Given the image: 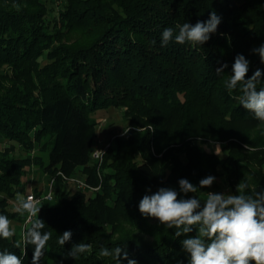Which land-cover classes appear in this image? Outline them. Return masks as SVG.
<instances>
[{
	"label": "trees",
	"instance_id": "16d2710c",
	"mask_svg": "<svg viewBox=\"0 0 264 264\" xmlns=\"http://www.w3.org/2000/svg\"><path fill=\"white\" fill-rule=\"evenodd\" d=\"M54 1L0 0V142L5 143L0 149V214L18 222L20 230L7 240L0 237V253H14L22 264H32L34 245H27L25 255L21 238L26 212L12 209L11 201L37 164L47 180L54 177L53 199L40 203L33 219L45 222L42 233H51L40 264H119L114 255H100L102 248L114 253L117 247L137 264H189L182 241L195 237L199 226L177 237L175 228L144 217L138 204L169 179H187L193 159L199 162L198 155H207L192 143L198 136L226 141L221 165L231 193L238 184L247 185L248 195L264 191L245 180L242 152L248 145L264 165V122L239 104L242 84L233 90L225 86L241 54L250 61L245 79L260 69L256 87L264 88V63L253 52L264 44V0H63L50 19ZM213 11L222 20L203 45L178 44L173 38L162 46L165 28L175 36L177 25L207 21ZM76 29L87 35L64 40ZM225 63L228 67L217 75ZM111 105L137 108L133 114L144 110L149 120L129 116V137L117 139L98 167L90 163L97 124L93 114ZM138 126L145 127L141 134L131 129ZM161 142L168 145L166 151L158 149ZM176 145L187 154V167ZM75 167L88 172L87 182L99 185L98 190H66L61 173L71 177ZM203 175L193 179L198 189ZM190 194L180 193L178 199ZM29 228L31 223L24 234ZM65 231L72 237L61 246ZM79 243L91 247L75 260L66 257ZM120 264L128 261L121 257Z\"/></svg>",
	"mask_w": 264,
	"mask_h": 264
},
{
	"label": "clouds",
	"instance_id": "9594fccd",
	"mask_svg": "<svg viewBox=\"0 0 264 264\" xmlns=\"http://www.w3.org/2000/svg\"><path fill=\"white\" fill-rule=\"evenodd\" d=\"M222 18L211 12L207 21H197L195 25L185 22L177 25L179 33L174 36L172 28H165L162 32V46L171 40L178 44L186 41L203 45L214 34ZM155 43V41H153ZM264 63V44L254 48ZM250 61L243 55L237 54L232 64V74L226 82V88L236 89L238 83L242 84V95L238 102L244 109L254 113L259 121L264 122V88L257 90V83L261 80L262 72L257 69L253 75L245 79L249 71ZM228 65L225 63L216 69V74L224 73ZM246 149L248 145L244 146ZM216 154L219 153L216 151ZM214 176H207L199 181V189L211 187L215 181ZM179 193H197L196 185L187 179H180ZM246 184H238L235 193L206 192L203 206L202 199L197 196L184 199L179 193L169 187H161L151 195H145L138 204V210L144 217H152L167 228H175L177 237L197 228L195 237H188L182 241L183 249L189 254V264H264V191L255 192L254 195L245 194ZM150 191V190H149ZM17 212H27L31 228L23 236L26 255L28 244L34 245L32 264H40L41 257L45 255L44 249L51 238V233H42L45 222L41 219L33 220L41 210L39 201L25 199L17 193ZM11 221L7 216L0 214V237L5 240L14 236ZM72 237L71 231H65L59 236V244L64 246ZM19 247V244H17ZM91 245L85 243L74 244L66 257L76 259L79 254L90 249ZM100 255L108 257L114 255L120 264L121 257L128 264H137L130 259L126 250L117 247L113 252L102 248ZM0 264H22L21 259L10 252L0 253Z\"/></svg>",
	"mask_w": 264,
	"mask_h": 264
},
{
	"label": "rangeland",
	"instance_id": "374dc122",
	"mask_svg": "<svg viewBox=\"0 0 264 264\" xmlns=\"http://www.w3.org/2000/svg\"><path fill=\"white\" fill-rule=\"evenodd\" d=\"M62 4H63V0L54 1L53 10L50 13V19L54 18L53 15H56L58 7H60ZM77 30L78 29H76L71 34L66 35L64 40L67 39L66 41L71 43L72 40L74 41L79 40L81 39V37H85L87 35L85 34L84 31H82V29H80V31H77ZM44 62H45L44 58L40 59V63H44ZM136 109L137 108H134V109L128 108L126 105H115V106L111 105L104 109H99L93 114V116L95 117L97 121V124L95 125L96 137H95V142L93 145V151L94 149H100L102 151V156L100 159H97L92 155L93 159L91 158L92 159L90 161L91 165H94V163H96V165L99 167V164L101 165V163L103 162V158L107 150L109 148H112V150L115 149L114 146L116 145V140L126 139L129 137V134H128L130 130L129 116H131L133 114V111ZM132 117L136 119H141V120H144V119L149 120V115L144 110L136 111L132 115ZM147 126L149 127L150 131L153 132V126L152 125H147ZM144 128L145 127L143 126H138V127H133L131 129L133 130L135 129L141 134ZM225 142L226 141L221 140L220 138H216V137H210V136L209 137H203V136L195 137L192 143H196L200 147H203L204 152L208 155V157H206L207 155L206 156L202 155V157L198 155L200 161L197 162V161H194L193 159V161L188 167L185 164H187L189 160H188L187 154L184 152V149H182L183 148L182 145H179V146L176 145V147H174L175 148L174 151L178 153L179 159L182 161L183 165L187 167V169L185 170V177L190 183H193L194 182L193 179L200 174H204L202 179L206 178L209 175L214 176L216 178L214 183L211 185V187L199 189L197 193H191L189 198L192 196H197V198L202 199L201 204H203L204 203L203 200L206 199V192L231 193L230 186L228 185L226 177H225V175H227V171L224 168L225 166L221 165L223 161L222 159L224 158L223 156L226 154V152L223 150V146ZM165 144L166 143L164 142H161L159 144L158 149L160 150V152L167 150L168 145H165ZM4 145L5 143L0 142V149ZM243 148L244 149L242 150V152L245 153L246 155L243 162H247L245 163L246 167H244V171H243L245 180L248 181L251 185H253V187L256 185L264 186V173H263L264 165L261 163L262 161L256 158V156L254 155L255 150H253V148L246 149L244 146ZM216 151L219 153V155L216 154ZM213 155H215L217 158V161H219L218 164L216 162V159L213 157ZM47 161H48V153L46 152V154H44V162L46 163ZM174 170L177 171L176 168ZM73 173H75L73 175L74 177L84 179L87 182V177L89 176V173L81 169V167H75ZM46 176L48 175L44 174V172L42 171L41 167H39V165L32 164L29 171L26 173L25 177L22 179V183H21L22 189L18 193L23 196L26 195L28 192L39 194L41 191L44 190V188L47 185V182L49 181L47 180ZM178 176L180 178V175H177V177ZM61 177L63 179L62 185L63 187H65L66 190L77 188L76 185H74L71 181H68L63 176ZM51 178H54V177H51ZM229 178L232 179L231 180L232 183L237 184L238 179L236 178L235 175L232 174L229 176ZM173 180L169 179L168 182H165L163 187L173 188L179 193L178 180L175 177L173 178ZM83 190L94 192L98 189L96 190L83 189ZM16 197H17V194L15 198L12 199L11 201L12 209H16L17 207ZM18 225H19L18 222L11 221L10 226L14 232L15 231L20 232V230H18ZM22 225H21V228H22ZM21 238H23L22 235H21ZM46 264H55V263L50 260Z\"/></svg>",
	"mask_w": 264,
	"mask_h": 264
},
{
	"label": "built area",
	"instance_id": "2783aa9c",
	"mask_svg": "<svg viewBox=\"0 0 264 264\" xmlns=\"http://www.w3.org/2000/svg\"><path fill=\"white\" fill-rule=\"evenodd\" d=\"M92 155L97 158L100 159L102 156V151L100 149H94V151L92 152ZM61 175L67 179L68 181H71L74 185H76L77 188L80 189H90V190H96L98 189L99 185H90L89 183H87L84 179H80L78 177H67L64 174L61 173ZM53 178L49 179V181L47 182L46 187L44 188L43 191H41L39 194L38 193H33V192H28L26 195H24L25 199H32L33 201H39V204L42 203L43 201H49L53 198L54 195V182H53ZM35 217H33L32 219H34ZM30 222L28 221V213L26 212V217L25 220L23 222L22 228H21V234L22 236H24V229L26 227L27 224H29Z\"/></svg>",
	"mask_w": 264,
	"mask_h": 264
}]
</instances>
